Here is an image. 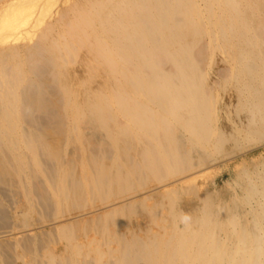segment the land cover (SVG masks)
I'll use <instances>...</instances> for the list:
<instances>
[{
	"label": "bare ground",
	"instance_id": "obj_1",
	"mask_svg": "<svg viewBox=\"0 0 264 264\" xmlns=\"http://www.w3.org/2000/svg\"><path fill=\"white\" fill-rule=\"evenodd\" d=\"M19 1L0 3V264H264V0Z\"/></svg>",
	"mask_w": 264,
	"mask_h": 264
},
{
	"label": "rangeland",
	"instance_id": "obj_2",
	"mask_svg": "<svg viewBox=\"0 0 264 264\" xmlns=\"http://www.w3.org/2000/svg\"><path fill=\"white\" fill-rule=\"evenodd\" d=\"M2 1H5V3L4 4H6L9 0H1L0 1V3H3ZM7 1V2H6ZM18 1V0H17ZM20 1H22V0H20ZM19 1V2H20ZM43 1V0H42ZM41 1V2H42ZM44 2V1H43ZM42 2V3H43ZM18 3V2H17ZM4 4H2V5H4ZM7 10L10 12V8L8 9L7 8ZM7 10L6 9H4V11H2V13L3 12H5V13H7ZM34 15V14H33ZM24 15L23 14H21V15H19V14H17V17H23ZM5 17H12V15H8V16H5ZM16 17V16H15ZM4 18V17H3ZM1 20V22H0V25H2L3 24V22L4 21H2V18H0ZM220 123L219 124H223L222 123V121L220 120L219 121ZM260 149H258V148H253L251 151H249V152H247V155H246V157H244L245 159H247V161H248V159L250 158H256V156H258V154H259V151ZM241 156H239V157H236V159L234 158V160L232 159H230V160H226V161H223V162H220V163H217L216 165H214L213 167H211L210 169H208L207 170V174H206V179H203V178H199V179H197V184H198V186L200 187V190L198 191V193L200 194L204 189L203 188H205V187H207V190L208 191H215V190H219V188L221 189L223 186H224V184L226 183V182H231L232 184H234V178H235V173H236V171H235V168H232V167H235L236 165L235 164H237L239 161H241ZM233 164V165H232ZM232 166V167H231ZM232 168V169H231ZM230 179V180H229ZM233 179V180H232ZM204 180V181H203ZM210 181H211V183H210ZM213 181V182H212ZM210 184V185H209ZM205 186V187H203L202 188V186ZM215 187L217 188V189H215ZM219 187V188H218ZM206 189V188H205ZM187 196L186 195H181V198L183 199H185ZM136 213L137 214H140V211L138 210V211H136ZM136 214V216H139V215H137ZM135 214H133V216H134ZM140 217V216H139ZM47 228V227H46Z\"/></svg>",
	"mask_w": 264,
	"mask_h": 264
}]
</instances>
